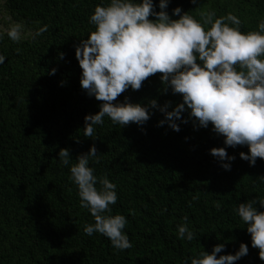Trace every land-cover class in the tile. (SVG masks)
I'll list each match as a JSON object with an SVG mask.
<instances>
[{
	"label": "trees",
	"instance_id": "trees-1",
	"mask_svg": "<svg viewBox=\"0 0 264 264\" xmlns=\"http://www.w3.org/2000/svg\"><path fill=\"white\" fill-rule=\"evenodd\" d=\"M101 2L4 0L0 8L28 32L19 42L7 34L0 40L6 57L0 64V264H183L218 243L226 244L218 255L234 253L242 242L249 252L233 264H264L237 211L240 202L264 199V158L252 165L240 156L249 146H226L211 124L197 128L191 119L180 121L179 131L161 126L164 113L158 108L142 126L105 117L96 126L98 137L84 135L85 116L98 112L102 102L82 88L76 45L93 30L90 16ZM176 6L197 18L200 11L233 12L245 32L258 30L264 19V0H170V14ZM45 24L47 30L33 40L29 33ZM160 76L118 100L128 96L147 104L156 97L175 106L182 95L163 92ZM93 144L101 157L92 162L96 175L107 174L117 184L113 214L128 219L130 249L84 231L94 217L81 207L70 165H63L59 152L69 148L75 162ZM219 146L236 157L230 170L210 151ZM257 207L264 210L259 202ZM184 216L196 234L192 241L177 234Z\"/></svg>",
	"mask_w": 264,
	"mask_h": 264
},
{
	"label": "clouds",
	"instance_id": "clouds-1",
	"mask_svg": "<svg viewBox=\"0 0 264 264\" xmlns=\"http://www.w3.org/2000/svg\"><path fill=\"white\" fill-rule=\"evenodd\" d=\"M169 3L159 0V11L156 0H102L95 6L90 16L94 28L76 45L82 88L102 102L98 112L85 116L84 135L98 137L96 126L103 125L105 117L122 126L133 122L142 126L158 108L164 113L161 126L168 124L179 131L180 121L190 119L197 128L211 124L212 131L224 137L226 146H249L250 151H241L240 156L255 165L258 157L264 158V19L259 21L258 30L245 32L240 17L233 12L217 16L215 11H200L197 18L182 6L170 14ZM47 28L45 24L29 35L35 40ZM5 34L19 42L25 38V26L10 24L0 31V40ZM5 60L0 54V64ZM56 71L52 68L50 74ZM157 73L161 74L163 92L171 89L181 94V102L173 106L168 100L161 105L153 97L145 104L128 96L118 100L129 88L141 89L144 81ZM210 151L222 167L231 169L230 162L236 157L229 155L227 147H212ZM59 158L63 165H70V179L78 187L81 207L94 217V223L85 226V233L98 232L115 248L130 249L133 243L125 231L128 219L122 213L113 214L112 205L119 198L117 184L107 174L96 175L92 166L93 161L100 162L97 146L93 144L75 162L70 149L64 147ZM259 179L264 182V176ZM257 202L264 205V199H249L240 202L237 211L251 234L252 246L264 260V210ZM182 219L177 226L179 238L194 240L189 218ZM225 247V243H218L211 252L202 250L186 257L183 264H233L249 252L248 243L242 242L234 253L218 255Z\"/></svg>",
	"mask_w": 264,
	"mask_h": 264
},
{
	"label": "rangeland",
	"instance_id": "rangeland-1",
	"mask_svg": "<svg viewBox=\"0 0 264 264\" xmlns=\"http://www.w3.org/2000/svg\"><path fill=\"white\" fill-rule=\"evenodd\" d=\"M4 3V0H0V8L2 9V5ZM0 16H1V29L6 30L10 24L13 23H18L16 21H14L10 16H6L4 12H0ZM3 16V17H2ZM28 35V32L25 31V36Z\"/></svg>",
	"mask_w": 264,
	"mask_h": 264
}]
</instances>
